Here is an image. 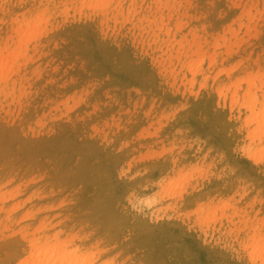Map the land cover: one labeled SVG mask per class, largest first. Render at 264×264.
<instances>
[{
	"label": "rangeland",
	"instance_id": "374dc122",
	"mask_svg": "<svg viewBox=\"0 0 264 264\" xmlns=\"http://www.w3.org/2000/svg\"><path fill=\"white\" fill-rule=\"evenodd\" d=\"M86 1L0 0V264H264V0Z\"/></svg>",
	"mask_w": 264,
	"mask_h": 264
},
{
	"label": "bare ground",
	"instance_id": "6f19581e",
	"mask_svg": "<svg viewBox=\"0 0 264 264\" xmlns=\"http://www.w3.org/2000/svg\"><path fill=\"white\" fill-rule=\"evenodd\" d=\"M110 2L111 0H88L85 3H81L80 10H83L84 5L86 4L90 10L100 14V20L103 24H105L109 22L112 17L109 11ZM50 20L51 16L42 14L36 19L27 22L26 26L22 30V36L17 44V48L9 50L7 55L0 50V95L4 94L6 90L10 88V84L13 81L14 76H17V78L22 81L23 75L20 68H16L17 59L22 51L31 45L37 47L39 46L36 41L47 30V27H44L43 25H49ZM255 27L264 31V23L261 25L257 24ZM183 28L180 30H183ZM197 47H200L199 52H202L199 53L201 57L200 61L202 62V57L205 55L204 48L201 45ZM194 71H196V69ZM35 108L41 114L43 107L36 106ZM51 236L52 235L49 233V230H45L28 239L30 241L29 255L22 261L21 264H28L29 262L32 264H58L60 261H65L67 257H69L70 260H73V256L77 251L67 253L63 251L62 245H50L49 240L51 239ZM55 236L59 238V234H55ZM42 241H45L46 245H40ZM53 251H55V253L52 254ZM77 259L84 262L88 259L91 260L86 253H82L81 257Z\"/></svg>",
	"mask_w": 264,
	"mask_h": 264
}]
</instances>
